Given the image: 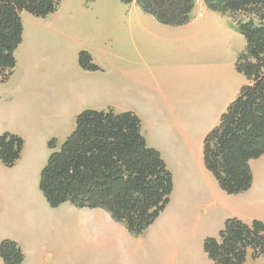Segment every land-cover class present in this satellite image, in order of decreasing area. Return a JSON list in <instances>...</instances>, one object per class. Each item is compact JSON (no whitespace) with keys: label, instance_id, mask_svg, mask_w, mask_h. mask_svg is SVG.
Instances as JSON below:
<instances>
[{"label":"crops","instance_id":"crops-1","mask_svg":"<svg viewBox=\"0 0 264 264\" xmlns=\"http://www.w3.org/2000/svg\"><path fill=\"white\" fill-rule=\"evenodd\" d=\"M126 6L129 47L120 49L114 42L106 43L107 47H88L81 40L80 46L61 44L59 53L49 58H53L49 69L48 57L40 58L36 50L42 38L37 34L27 38L24 26L15 70L0 84L4 88L0 135L11 132L24 140L14 166H6L0 159V241L11 239L20 246L24 254L21 264H71L74 236L77 247L84 244L87 250L84 215H103L99 211L75 215L81 213L78 209L89 208L70 202L52 207L40 189L41 171L52 152L49 140L55 138L60 147L84 109L134 111L148 145L160 151L173 174L169 202L141 235L131 234L103 211L119 226V235L113 233V264H214L204 242L217 237L228 218L264 223V177L257 180V187L254 179L249 190L229 194L205 166L203 147H198L201 118L218 121L247 82L235 66L242 49L237 46L240 35L231 18L205 7L203 15L193 14L188 23L169 26L136 2ZM77 19L70 11L69 21L59 22L57 33L65 28L64 23L75 35ZM46 32L52 34V28ZM61 35L69 36L67 31ZM85 48L101 70H86L79 64V51ZM201 106L208 109L202 117ZM182 140L191 154L193 175L174 165ZM103 232L101 228V237ZM96 254L98 259V249ZM263 263L264 256L248 257L244 264ZM0 264H5L1 256Z\"/></svg>","mask_w":264,"mask_h":264},{"label":"trees","instance_id":"trees-1","mask_svg":"<svg viewBox=\"0 0 264 264\" xmlns=\"http://www.w3.org/2000/svg\"><path fill=\"white\" fill-rule=\"evenodd\" d=\"M63 0H0V83L14 72L16 50L23 42V12L45 18ZM136 2L160 22L180 26L189 22L194 0H121ZM207 6L231 18L245 36L246 49L236 69L249 80L232 100L220 121L206 135L203 158L220 187L229 194L251 188L250 161L264 155V0H206ZM79 64L101 70L91 53L81 50ZM24 140L0 135V159L8 167L21 157ZM48 161L40 176V189L52 207L70 202L79 208H103L141 235L159 216L173 191V174L160 151L148 145L141 120L134 111L84 109L60 147L49 140ZM204 249L214 264H244L249 252L264 254V223L228 218L217 237H208ZM5 264H21L24 254L11 239L0 241Z\"/></svg>","mask_w":264,"mask_h":264},{"label":"rangeland","instance_id":"rangeland-1","mask_svg":"<svg viewBox=\"0 0 264 264\" xmlns=\"http://www.w3.org/2000/svg\"><path fill=\"white\" fill-rule=\"evenodd\" d=\"M126 4L127 3L121 2V0H63L57 9L58 11L56 10L55 12L51 13L50 16L48 17L39 18L30 13H25L23 17V21L28 35L27 38H30L32 36L35 37L36 34L38 38H42L41 40L43 41V43L37 45L36 50L40 58H43L44 56L48 57V60L46 62L47 69H49L50 66L53 67V58L52 59L49 58H51V56L54 53L55 54L59 53L61 49L60 47L61 44L64 47H68V48L71 46H80V43H78V41L81 40L83 44H86L88 47L90 46L95 47V45H100V44H104V46L107 47L106 43L108 45H111L114 42L118 45L120 49H123L122 48L123 46L126 49L127 46L129 47V43L127 41V22H128L127 15H129V12L127 11L128 7L126 6ZM205 7L209 8L207 6L206 0H194V9L191 13V17L195 13H197V16L203 15ZM70 11H73L75 15H77L78 17L77 21L76 20L70 21V26H73V23L75 21L78 23L77 25L74 26L76 30L75 35H71V28L68 27L69 25H65L64 23H62L65 28H61L60 32L58 33L59 34L61 32L65 33V31H67L69 36L68 37L65 35L59 36V34L56 31V29L58 28V23L66 20L69 21L68 18ZM81 11H85L87 15L86 16L79 15ZM56 19H58V21ZM55 22H57V24H55ZM50 27L52 28L53 33L48 35L46 29ZM41 29L42 32L37 33L38 30ZM34 30H35V34H34ZM239 35H240V37L238 38L239 40H237L236 38H233L232 40H237V46L238 47L240 46V48L242 49L241 52H243L246 49L247 41L244 35L240 33ZM234 46L235 48H237L236 45ZM82 50H87V48ZM130 51L136 53V49L134 48H131ZM19 53H21V51ZM15 54H17V50ZM263 72H264V68H263ZM247 83H249L248 79L245 84ZM3 92H4V88H1L0 97L3 94ZM203 103L204 102L201 101V104ZM77 108L81 109L82 107L79 105ZM226 109L223 111V113L226 111ZM207 110H208L207 106L199 107L200 116L202 117L204 115H207L206 114ZM218 121H220V119ZM218 121H215L214 117L211 118L210 116L201 118L202 126L200 127L199 143L197 142L198 147H200L201 149L203 147L204 150L203 140H205V137L208 134V132L215 125L218 124ZM206 132L207 134H205ZM185 145H186V141L184 140L178 143V149L180 148L182 149H180L176 154V156L174 157L175 160L174 165H176V170H179L180 168H185L187 171H190L191 174L193 175L195 170H193L192 167L193 164L191 162V154L190 151L187 149V147H185ZM250 169L253 176V182L255 179L256 187H257V182H259L257 180L262 179V177H264V155H262L257 159H252V161H250ZM210 209L211 207L208 205L207 211H209ZM61 210L62 209H59L57 212ZM78 210L81 211L82 214L80 212H77L78 214H75L74 211H69V212L75 215H79V214L83 215L87 211H89L87 213H90L92 211L93 212L99 211L103 213V215H84L87 217V222H88L87 250H85L84 244H82L83 248L80 245L79 247H77L78 243L74 236L72 241L73 253L71 257V264H113L112 261L113 260L112 249L114 247L113 233L119 235V232L118 233L116 232V228H118L119 226L114 221L111 220L109 215L103 212L105 211L103 208H99L97 210L96 208H89L86 211L84 209H78ZM101 228H103L104 230L103 237H101V234L99 233ZM83 231L84 229H82V232ZM97 249L100 252V257L98 259L96 254ZM263 256L264 254L260 257ZM248 257L256 259L255 257L252 256V251L249 252Z\"/></svg>","mask_w":264,"mask_h":264}]
</instances>
